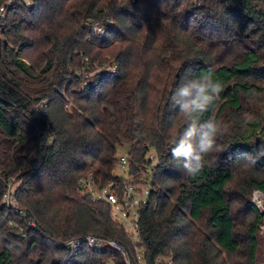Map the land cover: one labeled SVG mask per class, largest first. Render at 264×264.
Listing matches in <instances>:
<instances>
[{
	"label": "trees",
	"instance_id": "obj_1",
	"mask_svg": "<svg viewBox=\"0 0 264 264\" xmlns=\"http://www.w3.org/2000/svg\"><path fill=\"white\" fill-rule=\"evenodd\" d=\"M209 68L222 91L202 120L245 108L261 115L264 0H30L8 7L0 18V264H121L113 251L71 253L61 245L85 233L127 244L109 206L78 184L115 179L120 145L128 147L132 172L147 164L149 145L159 156L150 201L140 210L151 258L258 264L263 213L248 198L253 188L264 190V158L239 185L248 221L238 223L228 192L246 166L243 154L253 151L249 137L219 138L195 176L170 153L182 125L178 118L173 126L170 97ZM43 103L42 115L33 105ZM11 177L22 215L1 203Z\"/></svg>",
	"mask_w": 264,
	"mask_h": 264
},
{
	"label": "built area",
	"instance_id": "obj_2",
	"mask_svg": "<svg viewBox=\"0 0 264 264\" xmlns=\"http://www.w3.org/2000/svg\"><path fill=\"white\" fill-rule=\"evenodd\" d=\"M17 2L26 5L30 0H0V18H2L8 7ZM92 29L97 34H102L104 27L95 23ZM107 70L113 71L114 66ZM33 109L40 114H45L44 103L33 105ZM147 164L140 166L136 172L129 168V157L120 156L116 160V165L121 168L122 175L115 174V179L101 186L97 185L91 178L79 179L81 193H85L92 201H102L109 206L110 219L118 224L127 239V244H121L112 238L94 233L80 234L61 241V245L71 253H76L81 247L90 251L101 253L106 250L117 253L121 264H176L172 255L159 254L151 258L148 249L142 245L140 235V210L150 201L151 193L154 189L153 175L159 162L157 149L153 145L147 147L145 156ZM115 165V166H116ZM15 180L11 177L7 182L1 195V203L14 213L23 214L15 199ZM264 190L255 188L253 192V205L258 209L257 200L260 202L261 194ZM260 210V209H259ZM12 225L10 221L8 223ZM29 225L35 227L34 222ZM107 264H117L113 259H109Z\"/></svg>",
	"mask_w": 264,
	"mask_h": 264
},
{
	"label": "clouds",
	"instance_id": "obj_3",
	"mask_svg": "<svg viewBox=\"0 0 264 264\" xmlns=\"http://www.w3.org/2000/svg\"><path fill=\"white\" fill-rule=\"evenodd\" d=\"M213 70L207 74L187 79L175 89L170 97L176 107L173 126L178 118L182 125L170 138L171 157L179 162V167L188 176H195L206 166V157L218 149V139L229 132V126L214 116L201 119L218 99L222 91L219 80L214 79ZM264 158V139L254 144L253 151L245 153L242 160L249 167H255L257 161Z\"/></svg>",
	"mask_w": 264,
	"mask_h": 264
},
{
	"label": "rangeland",
	"instance_id": "obj_4",
	"mask_svg": "<svg viewBox=\"0 0 264 264\" xmlns=\"http://www.w3.org/2000/svg\"><path fill=\"white\" fill-rule=\"evenodd\" d=\"M99 24V23H98ZM258 100H261V98H253L250 109L256 105V102ZM261 102V101H260ZM259 102V103H260ZM243 114L239 115L238 113L234 114L228 112L225 114V117H223L222 121L226 123L229 126V132L225 134L224 136L226 138L233 137L236 138L239 135H243L245 137H249V142L253 144H258L260 143V139H264V125L262 127H259L257 129H254L255 124L253 125V120H263L264 121V111L261 113V115L256 114L254 111H247L245 108V111L242 112ZM235 115L238 116L236 117V120L239 122L236 123L235 120ZM128 152V147L126 145H120L116 149V157L120 156H126ZM258 168L257 164L255 167H249L245 166L243 170H240L236 175L235 180L232 182L230 185V188L228 190L229 196L233 198V203L235 207V213L238 218V223H242L244 221H248V218H246L243 209V204L240 202V197L242 196L243 191L240 188V184L244 183L246 181H249L250 179V174L254 170ZM114 171L116 172L117 175L121 176L122 175V170L120 167L117 165L115 166ZM255 188L252 189L251 195L248 198L249 202L252 204L253 203V192ZM257 205L260 209V211L263 213V219L261 223L259 224V234H258V239H259V249H258V264H264V191L261 194L260 197V202L258 200L256 201ZM20 231V230H19ZM21 232V231H20Z\"/></svg>",
	"mask_w": 264,
	"mask_h": 264
}]
</instances>
